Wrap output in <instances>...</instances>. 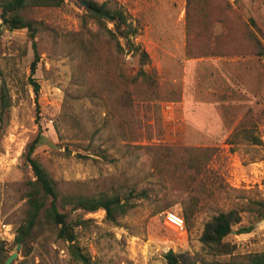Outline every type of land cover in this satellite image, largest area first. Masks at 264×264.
Returning a JSON list of instances; mask_svg holds the SVG:
<instances>
[{"label":"rangeland","instance_id":"obj_1","mask_svg":"<svg viewBox=\"0 0 264 264\" xmlns=\"http://www.w3.org/2000/svg\"><path fill=\"white\" fill-rule=\"evenodd\" d=\"M84 1L24 12L38 27L33 75L26 29L9 31L0 21V88L11 103L0 128V245L7 259L17 254L10 264H74L68 243L51 227L35 229L24 251L14 245L32 178L23 155L39 126L46 140L34 155L61 195L99 197L132 187L145 192L114 223L102 210L70 215L87 220L76 228V241L89 264H165L168 251L226 263L263 252V219L252 232L233 230L225 238L233 247L228 255L212 256L199 238L214 215L264 199V58L251 39L264 49V0H94L127 15L138 29L133 42L149 55L144 69L156 72L158 95L141 89L125 114L114 78L123 58L86 17ZM124 61L137 70L135 58ZM163 148H173L176 157L158 172ZM206 148L205 171H184L185 151L198 159ZM189 199L198 203L190 228L177 232L164 225L160 214L182 216L181 202ZM241 215L247 225L248 215Z\"/></svg>","mask_w":264,"mask_h":264},{"label":"trees","instance_id":"obj_2","mask_svg":"<svg viewBox=\"0 0 264 264\" xmlns=\"http://www.w3.org/2000/svg\"><path fill=\"white\" fill-rule=\"evenodd\" d=\"M64 0H0V21L1 25L9 31L26 29L32 42L34 60L31 63V75L34 74L36 65L39 61L37 54L35 36L38 27L33 21L24 16V12L29 8H59ZM84 10L86 17L92 20L98 32L105 34V42L113 47L112 53L122 56L123 61L116 67L114 78L115 86L118 89L117 100L120 109L125 114L133 107V97L140 94L143 88L151 89L154 98L157 93L156 72L153 69L145 70L149 65V55L139 45L133 42V38L138 29L133 25L127 15L119 8H113L106 2L98 3L94 0L84 1ZM253 24V23H252ZM111 26V27H110ZM256 47V55L264 58V49L259 41L251 37ZM130 55L138 61V68L132 71L126 65L124 58ZM33 91L38 93V84L31 81ZM10 98L4 87L0 88V128L6 123L9 116ZM124 123L126 119L123 117ZM35 137L28 142L24 152V162L32 172V178L26 181V191L24 198L26 200V212L21 224L17 227L14 237V245L26 248L33 232L39 227H51L56 231V237L68 243V251L74 264H89V259L77 244L76 228L84 226L87 220L81 215L71 214L81 211L83 213H95L102 210L105 213L107 221L114 223L124 216L135 206V201L145 197L143 190L137 191L135 187L126 191H117L110 195H101L99 197H76L61 195L56 184L47 170V168L35 157V150L46 140L45 132L40 128ZM123 128V135L126 131ZM124 138V137H123ZM249 139L257 144V137L249 132ZM202 158H193L186 150V157L182 160L183 170L199 175L205 171V166L210 158L208 152L210 149H204ZM95 153L101 158L106 159V155L100 148H96ZM173 148H163L157 155L155 168L158 172H163L167 168V161L175 158ZM169 164V163H168ZM169 169V168H168ZM197 201L190 199L181 202L182 218L187 229L190 223L198 214ZM170 205H164L162 209ZM242 213L249 217L247 225H242ZM264 219V199L259 201H250L241 209H230L226 212H220L211 217L203 226L199 241L202 247L212 256L228 255L232 252L231 247L224 240L233 230L237 235L248 234L252 232L254 223ZM236 228V229H234ZM8 255L0 245V264H5ZM165 264H264V251L260 253H250L242 261L230 260L226 263H217V261H204L195 259L190 260L184 254H177L168 251L163 255Z\"/></svg>","mask_w":264,"mask_h":264},{"label":"built area","instance_id":"obj_3","mask_svg":"<svg viewBox=\"0 0 264 264\" xmlns=\"http://www.w3.org/2000/svg\"><path fill=\"white\" fill-rule=\"evenodd\" d=\"M162 222L167 227L173 229L177 232H184L185 231V222L179 214L173 211H164L161 214ZM5 228V226H2Z\"/></svg>","mask_w":264,"mask_h":264},{"label":"water","instance_id":"obj_4","mask_svg":"<svg viewBox=\"0 0 264 264\" xmlns=\"http://www.w3.org/2000/svg\"><path fill=\"white\" fill-rule=\"evenodd\" d=\"M264 221V219H263ZM20 246H18L19 248ZM17 256L16 253H13L6 261H5V264H10V262Z\"/></svg>","mask_w":264,"mask_h":264}]
</instances>
